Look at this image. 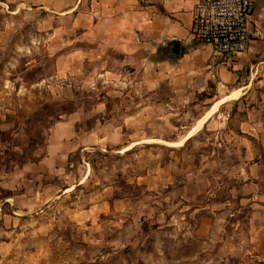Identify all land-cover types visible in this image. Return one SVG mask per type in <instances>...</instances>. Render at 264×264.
I'll return each mask as SVG.
<instances>
[{
  "label": "rangeland",
  "instance_id": "rangeland-1",
  "mask_svg": "<svg viewBox=\"0 0 264 264\" xmlns=\"http://www.w3.org/2000/svg\"><path fill=\"white\" fill-rule=\"evenodd\" d=\"M76 2L0 0V264H264L231 226L242 179L216 130L170 144L203 105L163 106L140 54H101L72 29ZM49 184L60 194L31 200Z\"/></svg>",
  "mask_w": 264,
  "mask_h": 264
},
{
  "label": "crops",
  "instance_id": "crops-1",
  "mask_svg": "<svg viewBox=\"0 0 264 264\" xmlns=\"http://www.w3.org/2000/svg\"><path fill=\"white\" fill-rule=\"evenodd\" d=\"M76 1L67 10H82L80 16L72 18V29L90 36L87 40L91 45L96 43L101 54L106 49L129 57L140 54L141 61L147 63L142 80L157 82L158 90L166 93L163 106L178 114L185 103L203 105L205 110L188 133L180 142L170 144H180L205 128L216 130L218 146L225 145L231 159L239 160L229 172L242 179L236 201L247 216L241 218V223L239 219L232 221L231 226L237 229L241 225L243 241L249 244L245 249H252L251 256L264 260V37L252 41L247 51L227 59L217 55L212 45L191 35V9L197 0ZM253 19L262 25L264 0H254ZM175 41L180 43V54L169 57L168 48ZM161 50H168V54L159 55ZM153 90L152 85L144 86L145 93ZM207 103L211 104L205 106ZM151 107L153 102L143 103L141 111L147 112ZM221 107L230 110L220 120ZM140 114L137 110L129 116L130 122ZM76 121L73 114L66 123L74 126ZM116 136L114 129L99 139L116 142ZM60 191L58 186L49 184L35 192L31 200L44 195L50 199ZM20 216L13 209L14 220ZM212 219H200L199 236L205 234L206 222Z\"/></svg>",
  "mask_w": 264,
  "mask_h": 264
},
{
  "label": "built area",
  "instance_id": "built-area-1",
  "mask_svg": "<svg viewBox=\"0 0 264 264\" xmlns=\"http://www.w3.org/2000/svg\"><path fill=\"white\" fill-rule=\"evenodd\" d=\"M253 13L254 0H197L191 9V35L212 45L217 55L233 58L264 37Z\"/></svg>",
  "mask_w": 264,
  "mask_h": 264
},
{
  "label": "water",
  "instance_id": "water-1",
  "mask_svg": "<svg viewBox=\"0 0 264 264\" xmlns=\"http://www.w3.org/2000/svg\"><path fill=\"white\" fill-rule=\"evenodd\" d=\"M168 49L170 51L169 57H172V55L179 56V54H180V43L175 41L169 46Z\"/></svg>",
  "mask_w": 264,
  "mask_h": 264
}]
</instances>
